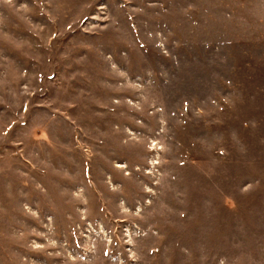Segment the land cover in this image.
Here are the masks:
<instances>
[{"label":"rangeland","instance_id":"1","mask_svg":"<svg viewBox=\"0 0 264 264\" xmlns=\"http://www.w3.org/2000/svg\"><path fill=\"white\" fill-rule=\"evenodd\" d=\"M0 264H264V0H0Z\"/></svg>","mask_w":264,"mask_h":264}]
</instances>
